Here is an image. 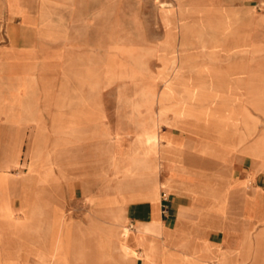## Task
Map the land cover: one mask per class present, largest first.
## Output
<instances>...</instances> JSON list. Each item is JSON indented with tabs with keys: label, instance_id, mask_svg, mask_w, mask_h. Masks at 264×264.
I'll return each instance as SVG.
<instances>
[{
	"label": "crops",
	"instance_id": "0c3cea01",
	"mask_svg": "<svg viewBox=\"0 0 264 264\" xmlns=\"http://www.w3.org/2000/svg\"><path fill=\"white\" fill-rule=\"evenodd\" d=\"M72 3L0 0V226L55 237L66 221L77 251L101 252L118 221L142 257L117 253L127 264H264V12L222 42L247 46L249 67L171 81L206 100H159L155 118L122 124L70 84Z\"/></svg>",
	"mask_w": 264,
	"mask_h": 264
},
{
	"label": "rangeland",
	"instance_id": "374dc122",
	"mask_svg": "<svg viewBox=\"0 0 264 264\" xmlns=\"http://www.w3.org/2000/svg\"><path fill=\"white\" fill-rule=\"evenodd\" d=\"M263 12L259 0H78L69 12V47L79 60L68 63L80 76L70 84L80 87L84 100L100 102L107 120L122 124L155 118L159 100H206L204 94L167 90L196 83L195 75L198 84L222 83L228 72L249 67L248 57H241L247 46L222 42L243 36ZM227 24L241 28L223 29ZM225 31L230 36H218ZM66 224L55 237L39 238L21 235L14 223L1 225L0 264H127L118 254L140 256L126 248L123 222L113 221V238L102 242L101 252L77 251Z\"/></svg>",
	"mask_w": 264,
	"mask_h": 264
},
{
	"label": "built area",
	"instance_id": "2783aa9c",
	"mask_svg": "<svg viewBox=\"0 0 264 264\" xmlns=\"http://www.w3.org/2000/svg\"><path fill=\"white\" fill-rule=\"evenodd\" d=\"M163 198H165V199H166V196H165V194H164ZM166 212H167V208H166V207H164V208H163V213H164V214H166Z\"/></svg>",
	"mask_w": 264,
	"mask_h": 264
}]
</instances>
